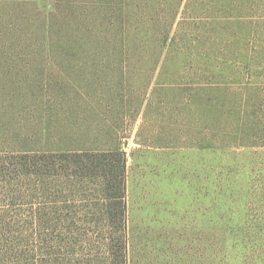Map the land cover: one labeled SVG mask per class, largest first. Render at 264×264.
Masks as SVG:
<instances>
[{
  "label": "rangeland",
  "instance_id": "rangeland-1",
  "mask_svg": "<svg viewBox=\"0 0 264 264\" xmlns=\"http://www.w3.org/2000/svg\"><path fill=\"white\" fill-rule=\"evenodd\" d=\"M263 201L264 0H0V264H264Z\"/></svg>",
  "mask_w": 264,
  "mask_h": 264
},
{
  "label": "trees",
  "instance_id": "trees-1",
  "mask_svg": "<svg viewBox=\"0 0 264 264\" xmlns=\"http://www.w3.org/2000/svg\"><path fill=\"white\" fill-rule=\"evenodd\" d=\"M86 159L88 160V162H85V160L82 159L81 156L76 155L77 160L76 163L77 165H83L82 167L86 166L89 167L91 169L97 170V171H101L102 174V178L104 179V183L106 188L108 189V191H111L112 187H114V184L116 183V181H118L119 183V189L121 191V194L119 195L118 193H115L114 195H110L107 196V199H110L111 201H113V205L112 203H107L106 205V209L109 210L107 213H105V216H103L102 218V222L104 224H106V226H113L114 224H118V225H122L123 226V232H126L127 229V217L125 214V209H126V202H125V190H126V169H127V158L126 156L123 154V152L121 151H114V152H110V153H86L85 154ZM117 160L118 162V172H114V168L115 166L112 165V163ZM104 188V186H103ZM106 190V189H105ZM264 202V201H263ZM121 208L119 209V211H117V213L113 214L112 210L114 208ZM68 221L70 223L69 226H71L72 222H76L78 224L77 218L74 217H69ZM243 223H230V227L232 229V231H236L234 228H239ZM246 225V224H244ZM123 237V235H122ZM235 239V238H234ZM233 239V240H234ZM232 240V241H233ZM117 244L118 245H122V248L124 250H126V239L124 240V243L120 242V239H117ZM116 245V244H115ZM233 246H235L234 244H232ZM111 250L114 249V244H113V240H111L110 244L108 245ZM64 257H65V253H64ZM67 259V257H66ZM117 257L114 255L113 259H110V263L109 264H117ZM63 264V263H62ZM123 264H127V259H126V255H125V260L123 262Z\"/></svg>",
  "mask_w": 264,
  "mask_h": 264
}]
</instances>
